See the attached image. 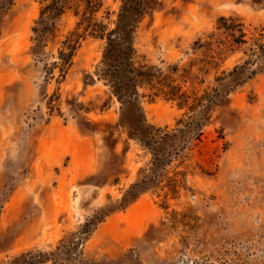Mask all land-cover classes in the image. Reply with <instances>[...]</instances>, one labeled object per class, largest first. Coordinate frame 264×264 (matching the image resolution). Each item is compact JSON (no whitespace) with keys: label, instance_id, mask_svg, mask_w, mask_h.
Here are the masks:
<instances>
[{"label":"rangeland","instance_id":"1","mask_svg":"<svg viewBox=\"0 0 264 264\" xmlns=\"http://www.w3.org/2000/svg\"><path fill=\"white\" fill-rule=\"evenodd\" d=\"M45 1L14 0L1 17L0 264H264V54L249 58L264 42V0H156L140 22L138 60L176 67L181 91L222 92L249 59L256 75L221 93L201 116L200 142L135 198L152 156L133 135V113L169 129L192 113L147 89L123 108L91 82L103 42L89 36L62 78L52 65L77 19L65 14L39 41L32 28ZM98 1L95 18L111 28L120 0ZM221 18L242 24L247 43L233 45Z\"/></svg>","mask_w":264,"mask_h":264},{"label":"trees","instance_id":"2","mask_svg":"<svg viewBox=\"0 0 264 264\" xmlns=\"http://www.w3.org/2000/svg\"><path fill=\"white\" fill-rule=\"evenodd\" d=\"M155 1L120 0L112 27L109 28L108 23L95 18L101 9V3L98 0H47L41 6L38 19L32 28L39 41L45 37H53L56 23L62 16L71 13L77 21L73 30L61 43L58 62L52 65L59 68L62 78L71 66L80 42L89 36L103 42L101 59L93 72L95 80L91 82H101L123 108L128 111L133 109L139 90L147 89L152 97L161 96L166 100L175 101L179 107H186L192 113V116L187 119L179 120L177 127L173 129L167 126L148 127L138 114L133 113V135L140 146L151 154L152 159L149 174L131 188L130 198H135L140 191L157 189L166 168L190 151L195 143L200 142L204 126L202 114L218 102L221 93H228V87L234 86V81L242 73L247 71V78L256 75L255 70H250L253 61L249 59L243 65L234 67L226 75L230 77V81L224 91L221 92L216 88L212 94L205 93L197 97L196 94L181 91V87L172 79L171 74L176 72V67L164 73L160 69L141 63L134 47L135 34L140 22L152 9ZM13 2L14 0H0V23L1 17L12 7ZM106 15L109 16L108 13ZM218 29L228 33L233 45L242 46L247 43L242 24L236 19L221 18ZM260 37L263 36L260 35ZM249 50L251 51L249 58L261 57L264 54V42L258 40L255 48ZM49 70H46L47 74ZM261 71H264V67ZM221 80L222 78H217V84ZM178 183L173 179L168 180L167 188L171 194L177 193Z\"/></svg>","mask_w":264,"mask_h":264}]
</instances>
